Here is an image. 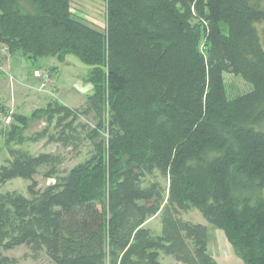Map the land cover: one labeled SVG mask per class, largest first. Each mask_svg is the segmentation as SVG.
<instances>
[{"label": "trees", "instance_id": "1", "mask_svg": "<svg viewBox=\"0 0 264 264\" xmlns=\"http://www.w3.org/2000/svg\"><path fill=\"white\" fill-rule=\"evenodd\" d=\"M262 1L106 0L101 31L74 17L70 0H0L7 59L18 55L34 75L72 54L93 85L79 106L52 98L35 118L53 125L35 140L78 153L87 143L66 171L60 154L15 147L34 117L0 128L10 157L0 185L30 182L27 196L0 193V264H17L3 252L19 246L52 264H167L160 254L217 264L207 226L183 216L190 208L243 264H264V197L234 195L239 177L264 188V133L253 127L264 119ZM226 73L250 90L230 98ZM40 172L54 183L38 188ZM157 215L159 233L145 226Z\"/></svg>", "mask_w": 264, "mask_h": 264}, {"label": "rangeland", "instance_id": "2", "mask_svg": "<svg viewBox=\"0 0 264 264\" xmlns=\"http://www.w3.org/2000/svg\"><path fill=\"white\" fill-rule=\"evenodd\" d=\"M261 5L264 7V0L261 2ZM70 10L74 17L87 22L101 31L104 30L106 23V0H70ZM262 26L264 24H259L260 29ZM50 67H54L55 70L50 69ZM28 69V63H25L18 55L10 56L7 59L6 51L0 52V128L12 121L20 123V117H23V121L33 117V119L37 118L42 113L40 108H44L52 98H56L59 102L70 107L79 106L84 102L85 97L93 91V85L84 80L89 67L72 54L66 55L64 63H58L53 58L47 59V61L43 62V66L38 69L40 76L28 75ZM42 81H44L45 86L40 89ZM224 83L226 93L230 98L248 92L251 88L239 76L229 73L224 74ZM158 106L155 105L153 108L158 109ZM36 110L39 111L32 115V112ZM130 119L132 121L138 119L136 112L130 114ZM44 126H47L49 134L52 133L53 125H46L44 119H35L28 127L25 125L23 128L25 129L23 131L24 142L21 145H15V147L27 150L32 154L40 152L60 154L63 159L60 171L68 170L86 156L89 150L87 143H84L80 148V153H78L70 148L61 147L59 143L49 142L46 137L35 140V132L41 130ZM253 127L264 133V119L254 124ZM217 154V152H208L205 158L211 159ZM7 159H10V157L3 146L0 135V166ZM42 173L40 172L34 176L38 188L49 185V178L54 183V177H44ZM161 182L165 187L167 186L165 180L161 179ZM29 183V181L21 178L9 180L0 185V193L17 192L27 196V186ZM238 183L234 188V195L236 197H248L251 199L264 197V188L259 189L256 182L248 181L245 177H239ZM183 216L185 219L193 222L205 224L210 240L212 232L219 233L218 235L221 236V239L217 240L216 237L212 239L213 249H221L224 253L230 250L232 255L235 256L224 233L210 226L198 211L190 208ZM145 226L151 228L155 233H159L161 229L159 215L149 219L145 223ZM3 254L16 258L17 264H52L44 253H40L35 258L26 246H19L12 250L4 251ZM235 257L237 261L243 264L237 256ZM159 260L167 264H178L171 256L164 254H160Z\"/></svg>", "mask_w": 264, "mask_h": 264}, {"label": "crops", "instance_id": "3", "mask_svg": "<svg viewBox=\"0 0 264 264\" xmlns=\"http://www.w3.org/2000/svg\"><path fill=\"white\" fill-rule=\"evenodd\" d=\"M218 234L215 232H212L210 235L211 240L208 235L207 248H208V252L211 255V257L217 262V264H241L239 261H237L236 257L232 255L230 250L224 253L221 249L219 250H216L215 248L213 249L212 239L216 237V239L218 240L221 237Z\"/></svg>", "mask_w": 264, "mask_h": 264}, {"label": "built area", "instance_id": "4", "mask_svg": "<svg viewBox=\"0 0 264 264\" xmlns=\"http://www.w3.org/2000/svg\"><path fill=\"white\" fill-rule=\"evenodd\" d=\"M34 76H40V73L38 71H36V72H34ZM44 86H45V83H44V81H42L40 83V89H42V87H44Z\"/></svg>", "mask_w": 264, "mask_h": 264}, {"label": "water", "instance_id": "5", "mask_svg": "<svg viewBox=\"0 0 264 264\" xmlns=\"http://www.w3.org/2000/svg\"><path fill=\"white\" fill-rule=\"evenodd\" d=\"M49 183H53V180L52 179H48Z\"/></svg>", "mask_w": 264, "mask_h": 264}]
</instances>
